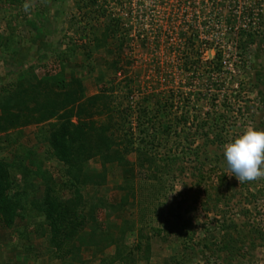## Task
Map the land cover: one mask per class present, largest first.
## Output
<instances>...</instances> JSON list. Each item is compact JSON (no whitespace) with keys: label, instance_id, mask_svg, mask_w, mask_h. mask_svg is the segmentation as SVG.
<instances>
[{"label":"rangeland","instance_id":"1","mask_svg":"<svg viewBox=\"0 0 264 264\" xmlns=\"http://www.w3.org/2000/svg\"><path fill=\"white\" fill-rule=\"evenodd\" d=\"M248 128L264 0H0V264H264V178L224 156Z\"/></svg>","mask_w":264,"mask_h":264},{"label":"clouds","instance_id":"2","mask_svg":"<svg viewBox=\"0 0 264 264\" xmlns=\"http://www.w3.org/2000/svg\"><path fill=\"white\" fill-rule=\"evenodd\" d=\"M25 10L29 5H24ZM224 156L239 184L264 178V130L248 128L234 142L224 145Z\"/></svg>","mask_w":264,"mask_h":264},{"label":"trees","instance_id":"3","mask_svg":"<svg viewBox=\"0 0 264 264\" xmlns=\"http://www.w3.org/2000/svg\"><path fill=\"white\" fill-rule=\"evenodd\" d=\"M18 85H19V87H17V89H23V90H21L22 91V94L24 93L25 94V89H24V84H23V82H20L19 81V83H18ZM35 86V88H37L38 86L37 85H34ZM19 91V90H18ZM20 93L21 92H18V95H16V96H14L13 98H15V100H17L18 98H19V95H20ZM13 94H16V92H14ZM42 94V91L37 95V97H40V95ZM44 94V96H45V93H43ZM34 98V99H36V100H39L38 98ZM49 99H51L49 96H48V100ZM36 100H35V103H36ZM49 104H53V101H52V99L49 101ZM106 104H107V106L108 105H110L111 104V102L110 101H106ZM40 105L41 106H44V104L42 103V102H40ZM19 107H23V110H24V108H25V106H24V104L23 105H19ZM45 107V106H44ZM39 108H40V106H39ZM118 111H119V109H118ZM107 112H108V114L109 115H111V116H113V113L112 112H114V109H113V106H111L110 107V109H109V107H107ZM115 112H116V110H115ZM120 112V111H119ZM122 115H127L128 114V110L126 109H122V111L120 112ZM154 116V113L153 112H151V109H150V107L149 108H147V107H141L140 108V113H139V133H143V132H145V130H146V126L145 125H143L144 123L143 122H149L150 123V121L151 120H153L152 119V117ZM186 119V117L185 116H182L181 118H179L177 121L178 122H180V121H182V120H185ZM218 120V119H217ZM178 122H176L175 124H174V126L178 123ZM213 127H215V129L214 130H216V132H215V134L213 135V137H212V139H210V141L211 142H216V143H223L224 142V139H223V134H222V132H223V130H224V126H223V124H219V122L218 121H216L214 124H213ZM165 128H167V127H165ZM144 134V133H143ZM207 134V133H206ZM126 134L124 135V138L126 139ZM59 137V136H58ZM57 137V138H58ZM154 137V136H153ZM61 139L62 138H58V142H59V145L60 146H63L62 144H64V143H62V141H61ZM53 140H56V137L54 136L53 137ZM152 140H153V138H151L150 139V141H151V143H150V145H153L152 144ZM126 145H128V146H130V147H128V149H130V150H132V151H135V152H141L143 149L141 148V147H131V146H134L133 145V143L131 142V141H127L126 140V143H125ZM56 146V145H55ZM189 147V146H188ZM54 150V149H53ZM66 153H68V149H66V148H64L63 149V151L57 146V147H55V154L56 155H58L60 158H62V159H64L65 160V162L67 163L68 162V159H66V157H65V155L64 154H66ZM174 156H176V155H174ZM149 160V162H151V160L150 159H148ZM174 161H176V157L174 158V157H167V158H165V168H170L171 166H170V162H172V163H175ZM201 177H203L204 178V176L203 175H201ZM202 178V179H203ZM51 213H53L54 214V210H50V215H48L49 217L51 216ZM71 216H73V214L71 215ZM51 218V217H50ZM84 218V216H83V213H78V214H75L74 215V217H71L66 223H65V226H70V227H72V231H71V234H73V233H75L76 231H78L79 230V226H82L86 221H85V219H83ZM50 224H51V226H52V228L54 227H56V223L55 222H50ZM62 231L65 233V227L62 229ZM67 239H68V237H69V235H66L65 236Z\"/></svg>","mask_w":264,"mask_h":264},{"label":"crops","instance_id":"4","mask_svg":"<svg viewBox=\"0 0 264 264\" xmlns=\"http://www.w3.org/2000/svg\"><path fill=\"white\" fill-rule=\"evenodd\" d=\"M120 243H121V242H120ZM118 245H119V243H117V246H118ZM112 246H114V245H112ZM112 246H110L109 248H111ZM88 248H89V249H93V247H90V246H88ZM106 248H108V247H105L104 249H106ZM85 249H86V248H85ZM85 249H84V250H85ZM108 250H109V249H108Z\"/></svg>","mask_w":264,"mask_h":264}]
</instances>
